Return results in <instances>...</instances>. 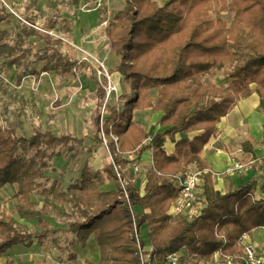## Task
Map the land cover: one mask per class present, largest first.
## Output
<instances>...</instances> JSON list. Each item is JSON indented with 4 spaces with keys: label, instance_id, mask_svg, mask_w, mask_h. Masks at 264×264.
I'll return each mask as SVG.
<instances>
[{
    "label": "trees",
    "instance_id": "16d2710c",
    "mask_svg": "<svg viewBox=\"0 0 264 264\" xmlns=\"http://www.w3.org/2000/svg\"><path fill=\"white\" fill-rule=\"evenodd\" d=\"M123 1V9L108 22L105 35L118 59L116 72L130 92L118 104L105 105V88L98 83L93 137L56 135L42 129L31 137L19 136L14 128L0 124V190L17 189L13 208L0 206V257L19 244L44 246L56 232L47 217L65 214L69 208L71 220L63 231L73 234L75 241L60 248L68 251V264H79L73 248L84 246L91 236L100 247L98 264H142L144 226L151 246L145 264H171L167 262L171 254L180 255L179 264H224L225 256L232 258V264H245L243 236L264 228V157L258 160L254 153L258 143L250 138L243 162H254L250 177L236 187L228 175L227 192L221 193L201 153L217 136L221 120L254 91L260 98L257 111L264 115V0ZM37 2L31 0L30 7ZM231 12L233 20L228 24L223 15ZM98 13L99 21L107 22V10L98 9ZM12 16L0 0V24ZM22 18L31 25L21 29L14 44L6 43L11 32H0V58L8 65L25 60L32 52L20 48L24 38L41 36L31 17ZM41 39L45 47L34 56L42 66L33 74L69 76L87 68L60 51L61 39L50 34ZM215 69L221 71L224 86L204 81L215 77ZM152 90H158L156 98ZM146 109L162 113L157 125L163 131L157 132V125L149 130L137 125L135 111ZM103 110L108 117L101 123ZM89 138L95 144L105 139L112 161L97 170L86 163L80 179L67 190L45 178L47 160L60 156L55 150L82 145ZM169 143L175 146L171 154L166 149ZM147 151L152 153L153 165L146 172L144 192L135 179L125 195L115 165L124 168L128 164L124 155L135 153L140 158ZM188 171L202 173V196L207 201L201 214L192 218L169 213L179 191L177 177ZM107 183L115 188L102 191ZM258 188L260 197L256 196ZM36 194L44 199L42 207L33 200ZM34 221L39 230L31 225ZM216 253H220L218 262ZM7 264L16 262L9 257Z\"/></svg>",
    "mask_w": 264,
    "mask_h": 264
},
{
    "label": "rangeland",
    "instance_id": "374dc122",
    "mask_svg": "<svg viewBox=\"0 0 264 264\" xmlns=\"http://www.w3.org/2000/svg\"><path fill=\"white\" fill-rule=\"evenodd\" d=\"M2 1L14 13L10 22L0 25V31L11 32L6 43L14 44L21 29L31 25L29 22H19L21 17L29 16L34 20L35 27L41 36L50 34L60 38L64 42L60 51L70 59L85 63L87 68L77 69L67 77H62L54 72L33 74L32 70H38L42 66L41 62L36 61L34 54L37 50H42L45 47V41L41 39V36L24 38L26 42L20 44V48L22 50L32 49L25 60L8 65L7 61L0 58V124L4 127L14 128L19 136L31 137L36 130L42 129L50 130L56 135L68 134L77 138L93 137L95 132L93 117L98 102L97 81H100L98 68L100 63H104L106 68H110L105 61L101 60L97 51L100 46L108 48L105 28L112 20L114 13L123 9L124 1L38 0L34 8L30 7L31 0ZM155 1L163 4L166 0ZM98 9L107 10V22H99ZM83 15L94 17L90 25L89 22L84 21ZM223 19L230 24L233 20V13L224 14ZM51 24L56 27L50 29ZM63 29H68L71 33H66L62 31ZM74 33L79 36L83 35V43L88 41L94 48L90 51L84 45H78L74 39ZM23 72L24 75L19 79ZM214 73V78L206 77L204 81L212 80L224 86L225 79L221 71L215 69ZM121 93L123 94L120 96L122 98L128 93V88L123 86ZM113 103L115 102L113 101ZM107 117L108 114L104 112L100 122L104 123ZM136 123L139 124V119L136 120ZM54 152H59L60 156L47 160V170L44 176L57 180L61 188H67L75 178L80 176L81 169L86 163L89 165L92 163L93 169H99L111 161L106 144H95L92 139L82 145L59 148ZM130 155V153L126 155L128 160ZM191 169L194 170V167ZM148 170L149 166L145 167L144 173ZM15 193V187L0 191V206L5 205L12 209L15 205ZM33 200L38 203L39 207H42L44 199L40 195H34ZM64 211L65 214H55L54 218L50 217V221L58 233L55 243L56 245L61 244V246L75 241L73 234L63 231L66 222L71 220L69 208H65ZM31 225L34 229L39 230L35 221ZM141 237L145 240L146 243H144L147 247L150 242L146 226L141 230ZM47 245H51V242L48 241ZM79 258L81 264H87L84 258L78 256Z\"/></svg>",
    "mask_w": 264,
    "mask_h": 264
},
{
    "label": "crops",
    "instance_id": "0c3cea01",
    "mask_svg": "<svg viewBox=\"0 0 264 264\" xmlns=\"http://www.w3.org/2000/svg\"><path fill=\"white\" fill-rule=\"evenodd\" d=\"M83 16H84V21L89 22L90 25L92 22V18L94 17L93 16L89 17L87 15H83ZM20 20L24 21L22 17ZM74 39L78 45H84V47L90 51L94 48L93 45H90L91 43L88 41H86L87 43L86 42L83 43L84 40L83 35L79 36L74 33ZM105 39L106 41L108 40L106 35H105ZM107 44H108V48L100 46L99 51H97V53L101 57V60L105 61L107 65L110 67L109 68L110 70L108 68L107 69L111 73L113 81L118 87V94H117L118 98L115 97L111 99L107 104L116 105L121 100L120 96L122 94L121 92L123 91V86H126L128 88V93L130 92V88L125 83L123 76L119 72H116V68L118 66V59L115 52L112 51V49L109 47L108 41ZM78 62L81 63L80 61ZM62 77H67V76H62ZM98 83L103 85L100 81H97V85ZM254 87L255 86H253V88ZM157 92L158 90H152L151 96L153 98H156ZM105 100H106V89H105L104 102ZM113 101L115 103H113ZM259 104H260V98L256 91H254L250 97L242 99L238 103V105L233 109V111L221 120L220 124L218 125L219 132L217 136L211 138V140L205 146L203 152L201 153V157L210 164L211 169L215 174L214 176L215 187L221 193L227 192L228 175L226 174V170L232 165L234 161L242 160V162H244L245 158L248 157V153L244 151V147L250 143V138L254 139L258 143L254 145V153L256 154L258 160L261 161L262 157H264V145L261 144L264 137V115L257 111ZM104 112L105 110H103V113ZM161 117H162L161 112H155L152 109L137 110L134 113L135 122L136 120L139 119V124L137 123V125L144 130H149L151 126L157 125ZM163 130L164 127H161L160 125L156 126L157 132ZM177 138L180 139L181 136L179 135ZM174 148H175L174 144L172 143L167 144L166 149L169 154H171L174 151ZM126 155H124L125 159H127ZM140 158L142 164L141 173L139 174L132 173V171L129 170L128 168L129 161L127 166L123 168V172L125 176H127L128 178H132L134 180L138 179L140 183L139 185L140 190L141 192H144V188L146 184V173H144V168L149 166L150 169L152 167L153 165L152 153L150 151H147ZM111 161H112V157H111ZM90 166L92 170H97V169H93L92 163L90 164ZM193 167L194 169H196L195 164L190 165V168ZM251 173H252L251 169H248L243 173L231 176V178L235 183V186L238 187L241 185L242 180H246L248 177H250ZM80 177H81V172H80V176L75 178L74 181L70 183V185L74 183L77 179H80ZM143 177L144 180L142 181ZM68 187L69 185L67 186V188ZM5 188H13V187L6 186L2 188L0 191H2ZM67 188H62V190H67ZM114 188L115 185L113 183H107L105 186L101 188V190L108 191ZM256 196L257 197L261 196V192L259 188L256 191ZM54 216L55 214L52 215L51 217L54 218ZM47 218L48 220H50V217ZM51 224L53 226L52 222ZM54 229L56 230V228ZM57 235H58L57 232L51 234V236L45 242L44 246H41L37 243L29 247L22 244L14 246L5 255L0 257V264H7L9 257H13L16 264H68L67 262L68 251L67 250L62 251L60 249L62 247L61 244L56 245L55 243L56 241L55 239L57 238L56 237ZM142 240L145 242L143 237ZM48 241L51 242V245L49 246L47 245ZM247 242H250L255 246H257L258 249L264 255V228L256 229L251 234H249ZM146 248L150 249L151 248L150 244H148ZM73 250L76 253L77 257L79 256L84 258L90 264H98L100 262V258H101L100 247L94 236H91L87 240L84 246H81L80 244L75 245ZM78 263L81 264L80 258L78 259Z\"/></svg>",
    "mask_w": 264,
    "mask_h": 264
},
{
    "label": "built area",
    "instance_id": "2783aa9c",
    "mask_svg": "<svg viewBox=\"0 0 264 264\" xmlns=\"http://www.w3.org/2000/svg\"><path fill=\"white\" fill-rule=\"evenodd\" d=\"M98 77L100 82L105 86L106 89V100L105 105L113 98H118V87L114 83L113 78L109 70L106 68L104 63H100L98 68ZM114 141L117 143L118 138L113 136ZM104 143L107 146L106 140ZM118 146V143H117ZM128 168L134 174H139L142 172L141 158L135 153H130ZM253 161L243 163L241 161H234L232 165L226 170V174L233 176L236 174L243 173L244 171L251 169ZM115 170L119 177L121 187L125 195H127V187L134 181L132 178L125 176L123 168L115 165ZM177 183L179 187L178 195L171 204L169 213L171 215H186L189 217H198L202 210L207 206V201L202 196V187L204 185V180L202 178V173L198 171H188L184 175L177 177ZM249 235H244L241 242L244 245V259L245 264H264V255L254 244L247 242ZM142 239V237H141ZM141 261L142 264H145L147 261L148 255L146 252H150V249L141 247ZM220 253H216L214 260L219 261ZM180 255L171 254L167 257V262L171 264H179ZM233 260L229 256L224 257V264H232ZM219 264V263H218Z\"/></svg>",
    "mask_w": 264,
    "mask_h": 264
}]
</instances>
